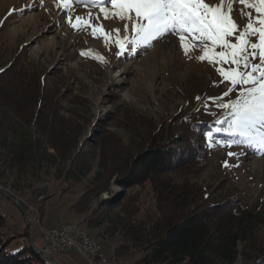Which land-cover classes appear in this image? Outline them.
I'll list each match as a JSON object with an SVG mask.
<instances>
[{"label":"rangeland","instance_id":"1","mask_svg":"<svg viewBox=\"0 0 264 264\" xmlns=\"http://www.w3.org/2000/svg\"><path fill=\"white\" fill-rule=\"evenodd\" d=\"M49 1L54 4L53 8L48 5ZM71 7L70 15L87 20L85 5ZM91 11L99 16L93 23L102 24L106 30L120 27L123 33V22L105 19L98 7ZM62 16L64 12L56 7L54 0H0V72L11 67L0 76V86L17 77V67H22L29 77L37 74L41 105L58 106L57 116L70 122L65 131L69 134L80 132L78 140L82 148L77 150L87 154L84 162L89 169L76 181L75 176L65 178L64 172L71 167L74 152L69 161L61 164L38 159L36 145L43 134L40 122L15 125L16 135L28 146L35 147L31 159L23 167L14 155L0 148V187L25 212L23 214L4 196L0 198V211L6 219L2 232L6 239L14 237L9 246L12 252L21 248L26 240L29 243L30 230L34 246L40 249L42 229L71 223L79 224L98 242L103 256L109 258L108 264H132L128 257L114 256L113 249L121 234L109 225L123 217L125 211H135L131 220L156 214L149 187L134 186L122 191L117 183L120 177L115 174L105 192L85 205H77L84 190L100 172V165H110L96 146L105 136L115 137L119 142V147H115L117 154L111 151L117 163L128 154L135 159L143 155L150 149L147 138L151 135H156L157 140L163 137L169 143L178 139H182L184 145L193 142L195 147L204 150L205 163L201 168L191 166L192 174L184 179L205 189L212 203L239 199L259 210L264 217V150L247 146L229 148L223 144L209 147L203 137L208 127L222 116V110L211 102L208 109L203 105L208 97L222 95L226 82L220 83L221 77L207 60L195 59L200 54L198 50L192 52V59L187 58L176 38L170 59L154 58L153 51L159 46L146 52L144 49L126 51L118 56L111 39L106 46L99 32L94 38L90 28L73 29L67 17L61 23ZM235 18L241 25L247 23L239 11L235 12ZM89 50V55H81L82 51ZM101 56L104 59H100ZM34 81L37 83L36 78L32 79V84ZM198 95L202 98L200 101L195 99ZM231 98L235 99V93ZM27 108L28 117L31 108ZM217 139L233 142V138L226 135H218ZM112 147L114 145L111 148L106 145L103 151L112 150ZM229 151L237 153L238 158L229 157ZM225 161L236 166L225 167ZM114 200L118 205L96 212L99 202ZM25 231L28 239L20 237ZM255 234L264 238V223L255 229ZM52 259L57 264H89L76 250L54 253ZM236 264H243V261Z\"/></svg>","mask_w":264,"mask_h":264},{"label":"trees","instance_id":"2","mask_svg":"<svg viewBox=\"0 0 264 264\" xmlns=\"http://www.w3.org/2000/svg\"><path fill=\"white\" fill-rule=\"evenodd\" d=\"M10 68L1 71L0 76ZM17 70L15 79L0 86L1 150H7L22 167L25 166L35 146H28L23 138L16 135L15 125L40 122L38 125L43 134L42 140H38L39 145H36V157L61 164L69 161L74 152L70 164L72 168L66 169L64 175L65 178L75 176V181L78 180L89 170L84 162L87 154L77 150L82 148L78 140L80 132L76 130L69 134L65 131L70 122L57 116L58 106L54 105L52 109L51 105H41L37 74L29 77L23 73L22 67H17ZM34 78L37 83L34 81L32 84ZM27 107L31 108L28 117ZM147 139L150 149L143 155L135 159L128 154L117 163L111 151L115 153L119 142L112 136L102 137L96 146L108 160L106 164L110 165H100V172L77 203L85 205L105 192L115 174L120 177L117 183L122 191L134 186L149 187L156 204V214L131 220L129 218L135 211H125L123 217H118L116 223L109 225L110 229H118L121 234L113 249L114 256L128 257L132 264H236L239 260L243 264H264V238L255 234V229L264 223L262 213L239 199L212 203L205 189L184 179L192 174L191 166L201 168L204 165V150L195 147L193 142L184 145L182 139L170 143L163 137L157 140L156 135ZM106 145L114 147L103 151ZM115 205H118L116 200L99 202L96 212ZM5 227L6 219L0 211V264H50L33 250L27 240L21 248L12 252L9 246L14 237L4 238L2 230ZM20 237L28 239V234L25 231Z\"/></svg>","mask_w":264,"mask_h":264},{"label":"snow or ice","instance_id":"3","mask_svg":"<svg viewBox=\"0 0 264 264\" xmlns=\"http://www.w3.org/2000/svg\"><path fill=\"white\" fill-rule=\"evenodd\" d=\"M54 3L64 12L61 23L67 17L73 29L90 28L94 38L99 32L106 46L110 39L114 42L118 56L137 49L146 52L157 46L170 50L177 44L176 38L187 58L192 59V52L198 50L200 54L195 59L207 60L221 77L220 83L226 82V91L208 97L203 105L208 109L211 102L222 110L221 118L203 133L209 147L223 144L229 148L247 146L264 150V0H54ZM78 4L86 6L87 20L69 14L71 6ZM97 7L105 19L123 22V33L120 27L106 30L102 24L93 23L99 16L91 9ZM237 11L247 23H237ZM90 53L91 50L82 51L81 55ZM233 93L235 99L231 98ZM195 99L202 98L198 95ZM218 135L232 137L233 142H221ZM228 156L238 158L231 151ZM224 166L236 165L225 161Z\"/></svg>","mask_w":264,"mask_h":264},{"label":"built area","instance_id":"4","mask_svg":"<svg viewBox=\"0 0 264 264\" xmlns=\"http://www.w3.org/2000/svg\"><path fill=\"white\" fill-rule=\"evenodd\" d=\"M29 223H32L31 217H29ZM73 236H80V242H84V244L90 248L91 252L96 254L98 260L109 261V258L103 256L102 249L91 248L90 243H88V239H83V234L81 233L79 224L68 223L42 229V231H40V241L42 242L40 250L47 253L49 257H52V255L57 252L71 250V247H75L76 244H68V237ZM32 240L34 244L33 233Z\"/></svg>","mask_w":264,"mask_h":264},{"label":"bare ground","instance_id":"5","mask_svg":"<svg viewBox=\"0 0 264 264\" xmlns=\"http://www.w3.org/2000/svg\"><path fill=\"white\" fill-rule=\"evenodd\" d=\"M48 5L51 8L54 7V4L52 2L48 3ZM29 18H31V17H29ZM25 20L26 21H28V20L31 21V19H28V20L25 19ZM153 56H154L155 59L159 58L160 60H163L164 57L170 59L171 57H173V53H172L171 49L170 50H165V48L159 46L153 51ZM80 229H81V233L83 234V239H88V243H90L91 248H93V249H101V246L98 244V242L96 243L85 231H83L82 228H80ZM68 244H76L75 247H71V250H76L78 253H80L87 260V262L89 264H108L107 261L98 260L96 254H93L91 252L90 248H88L87 245L84 244V242H80V236L68 237ZM41 253H42L43 256L49 257L47 255V253H44L43 251H41Z\"/></svg>","mask_w":264,"mask_h":264},{"label":"water","instance_id":"6","mask_svg":"<svg viewBox=\"0 0 264 264\" xmlns=\"http://www.w3.org/2000/svg\"><path fill=\"white\" fill-rule=\"evenodd\" d=\"M0 194L2 196H4L5 198L11 200L12 202H14V204L21 210V212L24 214L25 212L23 211V209L21 208V206L19 205V203L11 198L9 195H7L5 193V191H3V189L0 187ZM29 245L33 248V250L39 255L41 256L42 258H44L45 260H47L50 264H57L53 259L52 257H46V256H43L41 251L39 249H37L34 245H33V240H32V230L29 231Z\"/></svg>","mask_w":264,"mask_h":264}]
</instances>
